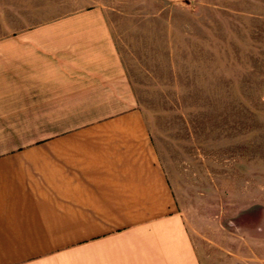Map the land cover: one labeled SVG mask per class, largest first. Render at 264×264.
I'll use <instances>...</instances> for the list:
<instances>
[{"label":"crops","instance_id":"crops-1","mask_svg":"<svg viewBox=\"0 0 264 264\" xmlns=\"http://www.w3.org/2000/svg\"><path fill=\"white\" fill-rule=\"evenodd\" d=\"M54 2L0 0L20 23L0 26V264H264L261 159L234 207L186 218L128 80L122 15L77 0L36 18Z\"/></svg>","mask_w":264,"mask_h":264},{"label":"rangeland","instance_id":"rangeland-1","mask_svg":"<svg viewBox=\"0 0 264 264\" xmlns=\"http://www.w3.org/2000/svg\"><path fill=\"white\" fill-rule=\"evenodd\" d=\"M64 1L38 4L36 18L81 4ZM97 1L123 17L114 27L128 80L186 218L194 206L234 207L238 184L251 187L256 159L264 165V79H253L264 71V0ZM4 9L9 34L20 23Z\"/></svg>","mask_w":264,"mask_h":264}]
</instances>
